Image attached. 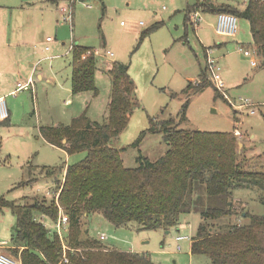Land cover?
Masks as SVG:
<instances>
[{
	"label": "rangeland",
	"instance_id": "1",
	"mask_svg": "<svg viewBox=\"0 0 264 264\" xmlns=\"http://www.w3.org/2000/svg\"><path fill=\"white\" fill-rule=\"evenodd\" d=\"M46 1L23 3L12 13L21 10L27 13L30 7H38L39 13H30L29 16L47 18L49 15L45 13H49L50 9L42 10V7L47 8ZM131 1V6L127 5V0L97 1L92 3L91 8L86 7L84 1L78 2L73 7L72 23L62 21V13L59 12L53 21L55 25L60 17L58 25L63 29L57 31L55 26L41 29L44 38L50 36L60 43L66 42L68 47L77 41L80 45L96 48L95 51L100 53L112 51L116 56L113 61L129 65V73L136 82L140 107L133 112L128 127L120 137L111 142L122 152L125 167H139L137 159L141 156L157 161L170 149L162 135L148 132L151 121L176 118L179 124L183 106L188 101L187 119L179 124L180 130L235 133L244 171L264 172V63L260 56L253 53L249 23L239 19V32L231 38L216 32L217 18L214 13L202 11V20L197 26L187 23L186 5L198 4L199 0ZM233 2L240 8L246 6L245 0ZM50 8L54 10L57 6L50 5ZM8 18L13 21L16 16L11 14ZM33 25L32 21L27 26L31 29ZM155 25L161 26L143 39L142 33ZM41 35L37 34L36 39H40ZM222 43L228 49L217 50ZM208 47L219 61L224 91L217 90L212 83L199 93L190 91L186 94L188 77L199 79L200 67L206 66L205 48ZM245 50L252 51V55L246 56ZM70 59L71 55L64 63H56V72L50 63L42 65L57 74L56 83L44 80L38 90L35 89L38 95L34 102L30 93L19 92V95L30 94V99L22 96L16 99L18 94L12 96L24 108L29 100L31 111L18 109L11 126L0 125V199L23 206L33 205L44 198L50 201L56 194L53 191L55 179L46 173L53 168L60 170L75 165L87 157L86 151L69 156L49 146L34 128L37 120L42 124L57 120L69 124L73 117L84 112L92 121L103 122L107 117L112 89L109 74L99 67L96 73L99 95L94 96L91 92L73 95L69 88H62L64 82L70 84L67 71ZM253 60H256V66L252 64ZM104 61L105 58L102 63ZM244 101L255 106V114L244 108L238 109ZM33 104H36V113L33 112ZM237 131L239 134H236ZM143 132L146 134L140 140ZM259 194L258 190L244 188L234 191L235 199H240L247 211L264 217V204L259 200ZM180 222L168 234L164 230L136 231L132 227L117 228L97 212L81 221V238L90 239L91 236L100 241V236L105 234L106 239L101 242L105 247L117 250L133 248L140 254L146 251L154 264H211L206 256L190 254V239L196 236L202 223L200 214H185ZM47 223L52 226L51 222ZM239 223L249 225L250 219L242 218ZM16 225L17 219L11 211L0 213V241L5 240L11 245ZM68 234L69 231L65 243L69 246ZM178 236L190 238L182 243V252H177ZM145 241L148 243L144 244ZM0 252L20 257L3 248Z\"/></svg>",
	"mask_w": 264,
	"mask_h": 264
},
{
	"label": "trees",
	"instance_id": "2",
	"mask_svg": "<svg viewBox=\"0 0 264 264\" xmlns=\"http://www.w3.org/2000/svg\"><path fill=\"white\" fill-rule=\"evenodd\" d=\"M205 5L199 2L188 9L187 23L193 12H206ZM220 13L249 22L253 45L264 63V2L249 0L244 9L226 5ZM159 27L153 26L141 37ZM88 52L92 54L83 59ZM73 60V93L99 95L100 62L94 50L76 48ZM129 69L127 64L114 62L108 71L112 90L103 122L92 121L84 113L66 126L40 127L44 140L69 156L87 152L83 161L47 172L55 179L54 193L59 192L58 203L70 219L67 242L77 252L68 253L69 264H154L147 254L109 250L101 240L82 239L81 221L97 212L117 228L137 231H169L180 225L183 215L198 213L202 223L192 239L193 255L206 256L212 264H264V217L252 215L234 196L238 188L258 190L264 204V172L244 171L235 133L180 130L179 124L187 119V101L179 124L176 118L151 121L148 132L163 136L170 147L166 154L157 161L141 156L139 167H125L122 152L111 142L120 137L140 107ZM207 79V69H203L199 80L189 83L184 93L201 92L212 84ZM8 210L17 219L9 251L20 256L22 264H58L63 255L61 239L41 221L42 217L50 222L58 219L55 197L25 206L0 199V213ZM242 218L250 219V224H240Z\"/></svg>",
	"mask_w": 264,
	"mask_h": 264
},
{
	"label": "crops",
	"instance_id": "3",
	"mask_svg": "<svg viewBox=\"0 0 264 264\" xmlns=\"http://www.w3.org/2000/svg\"><path fill=\"white\" fill-rule=\"evenodd\" d=\"M31 1H33V0H0V99H4L6 101L9 112H10V118L7 121L8 123L7 124L0 123V125L3 124V125L11 126L13 119H15V117H16V113H17L18 109H22V110L25 109L26 111H29V112L31 111V104H30L29 100H27V105L24 108L23 106L16 103L15 99H13L12 96H15L18 94L16 96V99L19 98L18 96H20V97L22 96L24 98L28 97V99H30V94H31L32 95L31 99L34 102L37 99V95H38L37 90L41 86L40 84H42V82L44 80L47 81L48 83H56L57 74H53V72L51 70H46V67L43 68V66H42L43 64L46 65V64L50 63V65H52V67L54 69V72H56L55 64L59 63V62L64 63V61L68 58V56L71 55V59H70V63H69L70 69L67 68V71L70 75V77L68 78L70 81V84L67 82H64L62 88H64L65 90H67L69 88L70 91L73 93L72 75H73L74 50L76 48L79 49L81 47L91 49L94 51L96 49V48H91V47L86 46V45H80L79 42H77V41H75V43L71 44V46H69V47L67 46L66 42L60 43L54 39L50 43H48L47 39L51 38V37L47 36L46 38H44L43 34L41 35V32H42L41 29H43L45 26H52V27L55 26L57 31H60L61 29H63V27H60L58 25L60 17H62V14L59 17L58 23L55 22V25H54L53 17L57 14L62 13V11H61L62 7L66 6V5L69 6V0H47L46 1L48 3L47 8L42 7V10L50 9L49 13H45V14L49 15L47 18L37 19L34 16H29L30 13H39L38 10L40 8H38V7H36V8L30 7L27 10V13L25 12L26 10L16 11V12L12 13V10L23 6V3L29 4ZM97 1L103 2V0H85L86 3L91 4L90 5L91 7L93 6L92 3L97 2ZM245 1L247 3L249 0L248 1L245 0ZM132 3L133 2L131 0H127L128 6H131ZM205 3H206V5H205ZM50 5H56L57 8L53 10L50 8ZM198 5H199V2H198ZM204 5L206 7H208V10L206 12L214 13L216 15V18H217V15H218L220 9L223 8L224 6L225 7H226V5L227 6H235L233 0H206L204 2ZM196 6H197V4H194L192 6L189 4L186 5V7H187L186 8V17H187V10L188 9H194ZM73 7H74V5H73ZM73 7H72V20H73V12L75 10V8L73 10ZM236 7H238V6H236ZM103 8H104V10H106L107 7L105 4H103ZM211 8L212 9L214 8L213 9L214 11ZM244 8H245V6H244ZM244 8H242V9H244ZM11 14L16 16V19L13 21H10V19L8 18V16H10ZM34 15L37 16L39 14H34ZM31 20L33 21L34 25H33V28L29 29V27L27 25L32 23ZM39 21H41L42 23L38 24ZM65 22H68V21H65ZM72 22L73 21H71L70 23H72ZM122 24H123V22H122ZM141 24L143 25V23H141ZM159 26H161V25H159ZM37 34H40L42 37L40 39H36ZM57 36H58V34H57ZM46 47H49L50 49L47 51ZM72 47H73V49H72ZM208 48H211V47H208ZM221 49H228V47L226 44L222 43V44L218 45L217 50H221ZM217 50H215V51H217ZM107 52L101 53V55L97 56V57L99 59L100 64L102 63V59H104V58L106 59V61H104V63H102V65L100 67H101V69H103L104 71H106L108 73V71L111 69L113 63L116 62V61H113V58H115L116 56L114 54V57H111L107 54ZM110 52H112V51H110ZM112 53H114V52H112ZM253 53L255 54V56H260L258 50L255 47L253 48ZM205 58H206V53H205ZM110 61H112V62H110ZM119 63H122V62H119ZM122 64H124V63H122ZM203 69H206L205 64H204V67H200L201 73H202ZM200 75H199V77H200ZM30 79H32L34 82V84H33L34 90H31V89L24 90L23 92L21 91L20 93L26 92V93H30V94L19 95L20 93L17 92L18 84L19 83H27ZM188 79H189L188 80L189 83H193V84H195L199 80V79H196L193 77H188ZM57 88L59 90H61L58 85H57ZM35 89H37V90H35ZM82 94H84V93H82ZM73 95H76V94L73 93ZM110 96H111V94H110ZM109 102H110V100H109ZM109 102L107 105H109ZM67 103H65V104H67ZM232 103H234V102H232ZM35 106H36V104L35 105L33 104V107H34L33 112L34 113H36V107ZM35 116H33V118ZM77 117H79V116H77ZM39 118H40V115H39ZM74 118L75 117H73L71 119V121ZM66 125H68V124H66L64 122H59L58 120L54 121V122H49L46 124H42V122L37 120L34 128L36 127L37 130L39 131V134H40V127H42V126L61 127V126H66ZM40 137L44 140V138L41 136V134H40ZM47 144L56 150H60L61 152L66 153L63 149L54 147V146L50 145L49 143H47ZM165 154H166V152L163 153V155H165ZM121 155H122V153H121ZM122 158H123V156H122ZM51 178H53V177H51ZM53 191H54V189H53ZM236 201L239 202L241 200L236 199ZM86 217L87 216H85V218ZM168 233H170V231H167V234ZM102 235H105V234H102ZM89 238H91V236H89ZM176 242L178 244L177 245V252H182V246L181 245H182V243L186 242V240L177 241V238H176ZM0 243H6V241L2 240V241H0ZM147 243L148 242H146V241L144 242V244H147ZM192 243H193V240L190 239V254L192 256H195L192 254ZM179 247H181V250L178 249ZM0 248H3V247H0ZM106 248H108L109 250L136 253V252H134L133 248L120 249V250H117L116 248H112V247H106ZM6 250H8V249H6ZM143 253L148 254V252H146V251ZM0 254H1V252H0ZM210 262H211V260H210ZM211 264H212V262H211Z\"/></svg>",
	"mask_w": 264,
	"mask_h": 264
},
{
	"label": "built area",
	"instance_id": "4",
	"mask_svg": "<svg viewBox=\"0 0 264 264\" xmlns=\"http://www.w3.org/2000/svg\"><path fill=\"white\" fill-rule=\"evenodd\" d=\"M84 1V5L88 8H90V4L86 3L85 0H69V6H64L62 7L61 11H62V21H68L71 22L72 21V7L74 4L78 3V2H82ZM205 0H199L200 3H204ZM248 1V0H247ZM262 2H264V0H261ZM190 22L197 26L198 23L202 20L201 17V11H195L192 14H190ZM238 22L239 19L237 16L233 15V14H228V13H220L217 15V22H216V32L219 35L222 36H228L231 38H234L237 36L239 29H238ZM53 39L52 38H48L47 42L50 43ZM50 48L46 47V50L48 51ZM73 49V47H72ZM206 51V69H207V78L208 80L215 84L217 90L219 91H224L225 88V84L221 78L220 75V65L219 62L216 58L213 57V51L211 48H205ZM91 52H88L86 55L83 56V58H86L87 56L91 55ZM95 56H100L101 53L99 51H94ZM107 54L111 57H114V53L108 51ZM244 54L246 56H251L252 52L249 50H245ZM252 64L254 66H256L257 62L256 61H252ZM33 80L30 79L27 83H19L18 84V88H17V92H21L24 90H34L33 87ZM245 109V110H250L251 113L255 114L256 113V109L255 106L251 103H249L248 101H244L242 102V104H240V106L238 107V109ZM244 110V111H245ZM10 118V112L7 106V103L4 99H0V122L6 121L7 119ZM236 134H239V132L237 131ZM53 197H55L56 199V203L59 207V216L58 219L52 223V226H49L47 221H49L46 217H42L41 221L42 223L45 224L46 227H50V230L52 232H56L63 244V255L62 258L60 260V262L58 264H69L70 260H69V252H77L75 249L70 248L68 245H66L65 243V236L67 234V232L69 231V224H70V219L68 217V215L63 211V207H61L58 203V198H59V192L57 194H55ZM50 222V221H49ZM106 237L105 235H101L100 240L103 241L105 240ZM190 239L187 236H178L177 237V241H183V240H188ZM0 247H3L4 249H12V246L9 245L7 242L6 243H0ZM179 250H181V247L178 248ZM0 264H22V261L20 259V257H13L12 255L9 254H5V253H1L0 254Z\"/></svg>",
	"mask_w": 264,
	"mask_h": 264
}]
</instances>
